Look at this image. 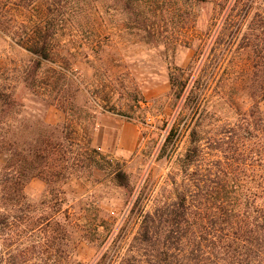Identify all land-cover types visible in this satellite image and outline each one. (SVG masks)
I'll return each instance as SVG.
<instances>
[{"label": "rangeland", "instance_id": "1", "mask_svg": "<svg viewBox=\"0 0 264 264\" xmlns=\"http://www.w3.org/2000/svg\"><path fill=\"white\" fill-rule=\"evenodd\" d=\"M120 1L65 0L60 22H55L54 56L32 72L33 56L11 39L34 35L46 4L0 0V90L15 101L5 116L9 127L1 133L30 139L51 129L71 139L67 157L79 160L95 152L101 164L100 171L88 161L74 164L61 188L54 187L64 201L55 212L61 208L59 217L68 212L76 223L68 246L75 264H90L98 253L94 244L79 238L81 225L109 219L120 226L126 213L125 193L114 186L105 161L125 171L135 190L143 183L158 189L177 172L189 141L185 128L169 159L154 158L165 136L164 123L181 105L171 95L173 73L183 69L189 75V89L201 95L206 125L232 123L253 106L264 112V0H147L154 15L150 27L158 38L150 42L142 29L127 22ZM5 117L0 114V121ZM6 161L0 154V172ZM48 191L39 179L26 184L34 219L53 214L49 206L57 192ZM15 242L9 251L48 245L42 231Z\"/></svg>", "mask_w": 264, "mask_h": 264}, {"label": "trees", "instance_id": "2", "mask_svg": "<svg viewBox=\"0 0 264 264\" xmlns=\"http://www.w3.org/2000/svg\"><path fill=\"white\" fill-rule=\"evenodd\" d=\"M43 1L46 9L34 35L10 38L33 56L32 72L54 56L55 22L66 4L65 0ZM31 2L24 0L23 4L30 6ZM120 8L127 22L146 33L144 38L149 42L158 39L150 27L154 15L147 0H122ZM204 46L199 47L201 54ZM199 72L200 66L195 76ZM185 74L180 69L169 77L171 95L181 105L170 123H164L165 136L154 157L156 162L169 159L185 128L189 141L178 159L177 172L169 174L158 189L143 183L135 190L125 171L105 161L114 186L125 193L126 213L120 226L98 219L78 229L79 238L98 249L90 264H264V112L253 106L232 123L206 125L201 95L189 89V75ZM11 95L0 90L4 117L15 104ZM4 127H9L6 117L0 121V154L7 158L0 172V264H75L68 246L76 223L68 212L59 217L61 208L55 212L64 201L63 192L54 187L68 179L66 172L74 164L88 161L94 171H100L98 155L94 152L79 160L67 157L70 152L65 147L71 139L57 136L51 129L27 139L2 134ZM32 179L41 180L49 193L57 192L54 205L49 206L53 214L32 216L24 193ZM35 231L45 233L47 249L31 245L9 251L13 242L27 241ZM34 257L37 263H31Z\"/></svg>", "mask_w": 264, "mask_h": 264}]
</instances>
